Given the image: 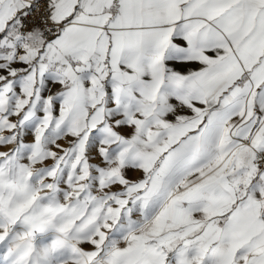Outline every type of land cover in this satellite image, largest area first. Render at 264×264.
<instances>
[{
    "label": "snow or ice",
    "instance_id": "snow-or-ice-1",
    "mask_svg": "<svg viewBox=\"0 0 264 264\" xmlns=\"http://www.w3.org/2000/svg\"><path fill=\"white\" fill-rule=\"evenodd\" d=\"M0 264H264V0H0Z\"/></svg>",
    "mask_w": 264,
    "mask_h": 264
},
{
    "label": "rangeland",
    "instance_id": "rangeland-1",
    "mask_svg": "<svg viewBox=\"0 0 264 264\" xmlns=\"http://www.w3.org/2000/svg\"><path fill=\"white\" fill-rule=\"evenodd\" d=\"M137 175H138L137 173H130L131 178H136Z\"/></svg>",
    "mask_w": 264,
    "mask_h": 264
}]
</instances>
